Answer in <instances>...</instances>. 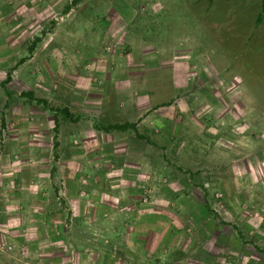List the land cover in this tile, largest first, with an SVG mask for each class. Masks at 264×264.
Here are the masks:
<instances>
[{
	"label": "rangeland",
	"instance_id": "rangeland-1",
	"mask_svg": "<svg viewBox=\"0 0 264 264\" xmlns=\"http://www.w3.org/2000/svg\"><path fill=\"white\" fill-rule=\"evenodd\" d=\"M63 5L40 20V24L30 25L27 42L11 51L14 62L22 55L32 60L15 73L12 68L16 65H0V80L7 70L15 74V80L0 82V116L6 124L0 128V154L12 157L11 166L18 170L17 174L21 166L29 172L28 189L24 187L19 196L10 195L11 201L0 209V264L42 263L36 238L44 216L51 225L47 233L64 229L67 235L72 234L75 229L69 227L67 219L73 211V201L81 195L73 192L66 178L57 175L76 168L84 176L90 172L88 164L97 159L100 160L93 163V170L111 171L114 168L108 165V157L115 149L120 151L119 141L135 138L134 131L148 141L160 142L156 146V183L160 191L171 187L170 179L182 184L186 165L181 161V151H186L187 141H195L197 135L201 141L210 136L220 142L233 141L232 129L236 127L237 149L244 139L252 142L253 154L247 157V164H255L264 155L262 0H79L68 15H64ZM37 34L41 40L28 51ZM78 68L91 71L86 75L94 77L89 80L92 88L86 97H79L82 93L74 90ZM104 71L106 79L102 80ZM27 88L34 97L45 99L47 105L20 96V90ZM82 88L79 85L77 90ZM128 96L140 99V118L150 112L151 121L158 125V134L141 126L125 130L124 135L118 130L104 132L94 127L134 120L139 110L128 103ZM61 107L72 115H87L86 134L83 127L82 133H78L75 120L50 110ZM173 115L177 132L173 125L165 131L161 123H171ZM241 118L248 124L245 135L240 134ZM80 135L86 137V147H82L85 141ZM166 141L172 142L165 144ZM140 142L142 145H135L134 150L148 156L143 150L145 142ZM76 150L85 151L77 167L71 163L80 158ZM239 164L237 170L243 173V162ZM52 165L56 177L43 178ZM258 179L252 190L261 194L264 173ZM236 180V187L241 188L237 189L234 203H242V192L249 182L243 177ZM147 195L140 196L142 202ZM91 196L95 198L92 202H102L99 197L103 195H89V199ZM204 196L211 205L219 198L214 193ZM110 201L113 204L116 200ZM83 203L76 201L77 206ZM98 207H93L94 224L88 225V230L110 231L113 225L106 226L103 219H109L111 213L105 214ZM53 218L60 219L62 225L54 223ZM20 233L26 236L23 243L11 241ZM103 244L106 243L94 242L93 246L102 248ZM58 246L65 254L72 247L60 244L50 249Z\"/></svg>",
	"mask_w": 264,
	"mask_h": 264
},
{
	"label": "crops",
	"instance_id": "crops-1",
	"mask_svg": "<svg viewBox=\"0 0 264 264\" xmlns=\"http://www.w3.org/2000/svg\"><path fill=\"white\" fill-rule=\"evenodd\" d=\"M62 2L65 6L70 3L68 1L66 4V0H0V65H16L17 68H12L15 73L19 70L18 67L32 60L31 57L25 58L22 55L14 62L11 51L27 42L32 31L29 30L30 25L40 24V20L55 13L63 5ZM72 7L70 6L64 15L70 14ZM35 37H39V34ZM39 41L33 45V48ZM8 51L10 54L7 56ZM19 59L23 60L20 62ZM10 71L6 72L10 77L8 82L15 80V74H11ZM87 71L78 68L75 72L74 90L82 93L79 97H86L92 88L89 80L94 77H87L86 74L91 72ZM105 74L104 71L102 80L106 79ZM96 77L99 78L98 75ZM4 78L5 76L0 82ZM79 85H83L82 90H77ZM27 90L31 91L27 88L20 92ZM128 103L134 104L139 111H136L134 120L125 119L123 122H134L135 129L141 126L144 130H152L158 134V125L151 121L150 112L143 111L146 115L140 118L141 111L138 107L141 104L140 99L128 96ZM82 110H85V107ZM174 115L170 124L159 123L162 129L170 130L173 125V130L177 132L174 127L176 124ZM86 117V114L81 116L70 114L69 119L75 120L76 129L80 134L82 133L80 128L85 129V134L88 129ZM1 118L5 127L4 117L0 116ZM147 118H149L148 123L145 121ZM240 120V134L245 135L247 120L242 118ZM232 131L233 141H216L214 136L201 141L199 135L195 141H187L186 151L184 149L181 151L183 156L181 161L186 165L182 184L170 179L171 187L161 189L162 191L156 183V146L160 142L148 141L143 134H140L141 138L119 141L120 151L115 149L107 160L108 165L114 168L111 171L93 170L96 165L93 163L100 160L97 159L88 164L90 172L84 176L79 174L76 168L65 173L66 175L58 174V178L67 179L65 182L72 185L75 194L81 195L79 199L75 198L73 201V211L67 219L69 227L75 230L70 235L64 233V229H58L59 233L49 234L47 229L51 225L44 216L40 221L42 223L39 224L41 226L36 238L37 254L41 258V264H264V203L260 202L264 201V189L261 188V194L252 190L256 179L259 182V176L264 173V155L255 164H247V157L253 154L251 139H244L241 148L237 149L239 146L235 141L237 128L234 127ZM120 133L124 135L125 130ZM81 138L84 141L86 139V137ZM140 141L145 142L143 150L148 152V156L134 150L135 145H142ZM87 142H82V147H86L84 143ZM171 142L166 141L165 144ZM76 152L77 157L80 158L68 162H74L77 167L85 151L81 150L79 153L80 151L76 150ZM53 157L54 160L57 159L56 155ZM239 162H243V173L237 170V167L241 166ZM13 163L11 156L8 159L6 154H0V199L2 198L3 204L0 209H5L6 201H11L10 195L19 196L22 194V189L26 186L28 189L29 186V172L21 166L17 174L18 170L11 166ZM207 165L210 166L209 169ZM54 172L55 169L49 174H44L43 178L56 177ZM242 177L249 182L244 193L242 192L245 201L234 203L237 189L241 188L236 187V179ZM13 178L19 180L14 181ZM212 193L219 195V198L214 199L216 200L213 202L214 206L210 204L207 196H204ZM143 194H148V197L143 198L142 202L140 196ZM89 195H103L99 197L102 202H92L95 198L91 196L89 199ZM110 199L116 201L112 204ZM76 201L84 203L77 206ZM125 201L128 202L123 204ZM95 206L103 209L105 214L110 212L116 215L110 214L109 219H103L107 221L103 224L106 226L112 224L115 229L112 227L110 231L100 233H92L88 230V225L94 224L93 207ZM18 207L21 208L20 205ZM53 219L58 226L62 225L60 219ZM2 223L5 226L4 220ZM18 237L12 238L11 241L18 240L21 244L26 239L23 233L18 234ZM94 242L106 244L99 248L93 246ZM60 244H68L72 247L66 254L60 251L59 246L50 249L52 245ZM24 253L27 254V250Z\"/></svg>",
	"mask_w": 264,
	"mask_h": 264
},
{
	"label": "trees",
	"instance_id": "trees-1",
	"mask_svg": "<svg viewBox=\"0 0 264 264\" xmlns=\"http://www.w3.org/2000/svg\"><path fill=\"white\" fill-rule=\"evenodd\" d=\"M79 0H70V3L68 5H66L64 7V12H66L68 10V8L70 6L75 5ZM262 4H264V0H262ZM39 41V37H34L32 39V43L28 49V51H31L33 48V45ZM23 59H19V61L21 62ZM10 79L9 74L6 73L5 78L2 81V84H5L6 82H8V80ZM20 96H25L29 99H32L34 102L36 103H41L42 105L46 106L47 102L45 99L43 98H39V97H34L32 92L27 90V91H21L20 92ZM51 111H58L59 113H61L62 116H64L65 118L69 119L70 118V114L68 113L67 109L65 107H61V108H50ZM53 126H56V118H53ZM4 126V122L3 119H0V128H3ZM95 128H97L98 130L104 131V132H108L110 130H126V129H135V123L134 122H121V123H108L105 125H101V124H95L94 125ZM134 134L136 135V137H140V134H138L136 131H134ZM141 138V137H140ZM56 144V143H55ZM55 156V154H54ZM54 170V167L52 166L50 169V172H52Z\"/></svg>",
	"mask_w": 264,
	"mask_h": 264
}]
</instances>
